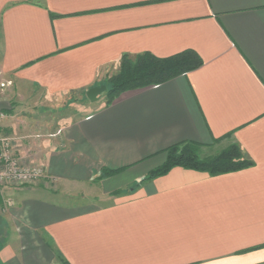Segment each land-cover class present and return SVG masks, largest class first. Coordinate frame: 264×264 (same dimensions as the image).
I'll use <instances>...</instances> for the list:
<instances>
[{
    "label": "crops",
    "instance_id": "obj_1",
    "mask_svg": "<svg viewBox=\"0 0 264 264\" xmlns=\"http://www.w3.org/2000/svg\"><path fill=\"white\" fill-rule=\"evenodd\" d=\"M186 51L198 69L85 118L50 113L124 56ZM8 81L0 133L56 184L0 191V264H264V0H0ZM182 143L237 146L252 165L130 191Z\"/></svg>",
    "mask_w": 264,
    "mask_h": 264
},
{
    "label": "trees",
    "instance_id": "obj_2",
    "mask_svg": "<svg viewBox=\"0 0 264 264\" xmlns=\"http://www.w3.org/2000/svg\"><path fill=\"white\" fill-rule=\"evenodd\" d=\"M202 65L200 57L186 51L170 58H157L151 54L139 55L135 58L124 56L121 60L118 75L107 79L105 86L106 106L111 105L122 93L157 86L177 76L185 75ZM200 147L191 143H182L169 147L165 152L164 164L152 170L134 188L135 190L145 181L167 175L174 168H184L206 172L211 176H219L249 168L252 163L244 159L237 146H231L216 156L202 158ZM102 178L113 177L122 170L103 169ZM62 264H69L62 259Z\"/></svg>",
    "mask_w": 264,
    "mask_h": 264
},
{
    "label": "built area",
    "instance_id": "obj_3",
    "mask_svg": "<svg viewBox=\"0 0 264 264\" xmlns=\"http://www.w3.org/2000/svg\"><path fill=\"white\" fill-rule=\"evenodd\" d=\"M12 82L0 83V88L11 86ZM4 114L0 112V123ZM52 182L43 165L25 163L11 141L0 133V189L5 186H34L41 182Z\"/></svg>",
    "mask_w": 264,
    "mask_h": 264
},
{
    "label": "rangeland",
    "instance_id": "obj_4",
    "mask_svg": "<svg viewBox=\"0 0 264 264\" xmlns=\"http://www.w3.org/2000/svg\"><path fill=\"white\" fill-rule=\"evenodd\" d=\"M119 72H120V69L115 71V73L113 75H111V77L118 75ZM106 102H107V99H106V94L104 92L103 94H101L99 96V99L96 103H91L89 101V99L86 96H84L83 99H76V98L72 99L66 105L59 106L58 108L56 106L52 107L50 110V113H51V115L54 114L56 116L55 118H57V119H58V117H60V118L66 119L67 121H70V120H74L77 118H82V117L85 118L87 115L90 114L91 111L105 106ZM52 110H55V111H52ZM229 148L230 147H228L226 149H229ZM200 152H201V157L207 158V157L216 156L217 154H219L222 151L219 150V148H218L217 150L203 149V150H200ZM49 183H50L51 187H53L56 184L55 181H52ZM34 186H37V185H34ZM34 186H31V187H34ZM8 187L5 186L2 189H0V191L3 192ZM27 187H29V186H26V187L14 186V189L27 188ZM2 210H4V209H2Z\"/></svg>",
    "mask_w": 264,
    "mask_h": 264
},
{
    "label": "water",
    "instance_id": "obj_5",
    "mask_svg": "<svg viewBox=\"0 0 264 264\" xmlns=\"http://www.w3.org/2000/svg\"><path fill=\"white\" fill-rule=\"evenodd\" d=\"M107 90L105 85L100 87H94L87 91L86 96L90 102L95 103L98 101V98L101 94H103Z\"/></svg>",
    "mask_w": 264,
    "mask_h": 264
}]
</instances>
